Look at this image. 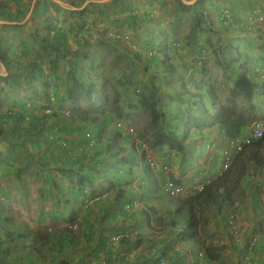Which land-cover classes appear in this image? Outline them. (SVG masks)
Instances as JSON below:
<instances>
[{
    "label": "trees",
    "instance_id": "16d2710c",
    "mask_svg": "<svg viewBox=\"0 0 264 264\" xmlns=\"http://www.w3.org/2000/svg\"><path fill=\"white\" fill-rule=\"evenodd\" d=\"M138 0H132V4L136 5ZM223 1V0H220ZM13 2L17 5V12L14 17H12L10 8L8 7L7 0H0V20L13 22L18 21L26 14V11L23 8H28V4L22 3V0H13ZM45 2L53 3L49 0H36L34 3V7L31 11L32 19L41 14H44L47 10V4ZM112 2V1H110ZM157 2V0H154ZM152 2H146L143 4L151 5ZM45 4V6L43 5ZM162 1L158 2L161 5ZM206 0H197L191 6L185 7L183 9H189L196 12L194 26L197 31L193 28L189 31L187 36L188 42H193L197 45V42L202 44L203 38H205L204 34L208 30H211L212 25H221L223 27H229L233 29L240 28L239 24L233 20L234 15L231 14L230 9L225 6V8H221L218 5L208 6L206 4ZM56 5L60 12L65 14H74L75 12L66 10L61 7L59 4L53 3ZM28 5V6H27ZM182 6V3L179 2L178 7ZM107 4H96L95 10H93L92 14H97L100 18V22L105 24L104 19L108 14V10L103 9L107 7ZM132 6V5H131ZM43 7V9H41ZM208 8V10H207ZM209 8L213 10L212 14H205L206 10L209 12ZM123 10V9H122ZM129 10V15L125 20L129 19L131 23L127 22V27H131L132 22H147V20L151 16V12L144 10L143 13L135 12L134 10ZM126 11H124L125 13ZM83 13V12H82ZM116 14L115 12L111 13ZM129 16V17H128ZM87 18V17H86ZM83 18L81 22H76L75 25H70L69 30L72 32L73 39L75 37V42H79L81 44L80 38H84V34L86 36L91 35L90 27H89V19ZM58 19V17H57ZM55 20L54 23H43L42 26L37 27L38 31H34V35L36 40L38 41V46L40 50H42L43 54L53 55V57L49 60L48 68L50 72L53 73L55 78V86L53 85V89L55 94H49L44 89L40 92L35 91V98L31 99L27 104L26 98H19L14 101V104L10 110H6L5 115L0 114V125L6 124L8 120H11L16 123L15 127H19L17 123L26 124L22 129L23 135L36 134L38 136V140L40 138L42 140L49 141V143L56 144L59 154H64V158H67L66 153L64 151L69 147L68 137L71 136H81L85 141L89 142L90 147L100 146L103 148L104 152H100L97 154L102 155L101 157L106 160L112 162H118L123 164H129L126 166L128 168V172H133L132 165H135L133 162L129 161L130 156H134L135 151H142V154L146 152L147 149L144 147L145 143L138 138L137 135H133L132 132H128L124 126V117L123 114L113 115L112 111L105 110L103 105L108 97L105 94L104 88L99 87L94 83V77L96 74L93 73L101 69V64H95L92 60L93 53L89 50H83L78 47L77 50H72L68 46V38L65 35V32L57 31L56 26L60 24L58 20ZM117 19V18H116ZM114 18V22L116 21ZM104 20V21H103ZM211 24V25H210ZM206 25H209L206 27ZM117 31H115L116 35H120L122 33V28L124 26V22L121 24L116 23ZM159 28L161 27L160 23H157ZM237 26V27H236ZM6 27V26H5ZM19 27V26H18ZM39 30L44 32V35L39 33ZM162 34L166 37L165 41L168 39V36L163 31ZM111 39V42H114L116 45L119 44L125 49L128 48L127 45L122 44L119 39L108 38ZM17 43H19L20 53L18 57H27L29 56L30 50L27 46L25 39L17 38ZM161 40L158 39V42ZM205 41V40H204ZM176 41H172L168 44L174 50H178L179 48L173 46ZM205 41L206 49L200 48L198 51V63L194 72L201 73L206 77L205 72L208 70L205 65L206 62L210 60L216 61V68L218 71L225 73V68L227 66L224 64L225 62L220 59L217 55L216 48L217 46L212 45L210 42ZM10 44L0 37V63L6 68L7 74H9V68L11 61L9 59L10 53ZM152 45H147V49H149ZM205 46V45H204ZM82 47V44L80 45ZM85 48L90 47V45L84 46ZM212 49V56L207 58L205 50ZM147 58L150 59L149 55L151 54L149 50ZM63 56H68L69 60L64 61L63 63H59V61L63 58ZM42 57V54L38 53L37 58ZM46 58V59H47ZM146 58V61L149 60ZM156 62V66L158 68L163 69L164 76H173L175 80L179 78V82H173V78L169 77V80L172 82V86H170L174 98L173 100H179L183 105L190 106V108H195V113L187 115L184 114L186 112L182 111V115L179 118V122L176 123L175 127H169L164 130L161 123L158 122L156 118L159 113L163 114V109L161 107H156V100L153 97H147L145 94H139V102L143 107H145L152 116V124L154 127V131H152L151 137L149 139L150 148L157 149L161 147H168L170 149H182L185 145V141L183 138H180L176 134L177 129H182L183 133H188L193 127H199L204 123L215 124L220 122L225 125L226 136L230 138H235L240 135L241 131L248 128L253 120L257 118V110L255 103H252L248 100V97L253 94L252 85L249 79L245 76H241L234 82L233 87L231 89V93L236 94L241 97V101L244 103V108L239 110L238 112L233 110H224V113L220 110L218 113H214L212 115L210 112L214 109L216 111V105L219 101L217 97H212L210 99V103L207 100L208 98L205 96H201L199 93V86L201 84L204 85L206 80L203 79L197 83L194 81L193 77L185 78L182 77V72L178 70L175 66H172L170 62H161L157 56L151 57ZM21 60V59H18ZM28 59H26V62ZM160 61V62H159ZM87 64L86 71L83 74L80 70L81 63ZM205 62V63H204ZM42 63H36L32 65H25V68L31 67L34 68L32 78L34 79H42L44 82L43 87L47 86V71L46 67ZM67 69L66 74L62 76L60 70ZM193 76V74H191ZM190 77V76H189ZM45 79V80H44ZM162 79V77L160 78ZM2 81L7 82L10 80V76L7 75L6 78L2 79ZM63 81L62 89L65 91L63 95H61L57 90L58 81ZM181 82L189 83L193 86V92L190 90L183 88ZM68 84V87H64V84ZM160 81L157 83L155 90L159 93H162V85H159ZM207 86L211 88L210 85ZM216 84V83H215ZM159 85V86H158ZM206 85V83H205ZM158 86V87H157ZM1 91L4 90L3 85L0 84ZM211 89H209L208 93H211ZM197 91V92H196ZM80 92L83 99H86L87 105L92 108V112L90 114H83L81 111H78L76 107V99L75 93ZM212 96V95H211ZM155 100V101H154ZM40 102H44L45 105L40 109L42 114L40 117L35 115V110ZM188 108V107H187ZM213 108V109H212ZM174 110V108H173ZM247 112L248 115L239 112ZM101 112H103L101 114ZM159 112V113H158ZM188 112V111H187ZM226 114V115H225ZM164 115V114H163ZM165 116V115H164ZM102 118V119H101ZM120 125V126H118ZM123 125V126H122ZM0 126V136L3 138H9V134L5 137L3 130ZM19 129V128H18ZM20 130V129H19ZM17 136L21 133L18 131ZM21 136V135H20ZM68 138V139H67ZM72 141V139H71ZM87 144V145H88ZM67 145V146H66ZM71 145L73 143L71 142ZM49 146V145H48ZM82 147V146H81ZM53 150V147L46 149V151ZM144 151V152H143ZM85 159L80 158L79 156L76 159L71 161L69 166L77 165L81 166ZM149 160H145V163L141 165V172L139 180L141 182H149L150 186L145 184H140V198L130 204L123 205L125 209L131 210L133 208L136 209L135 213H132V218L140 219L143 222L150 223L151 231L160 232L152 234L148 232L145 235L143 230L137 229L136 234L124 236L123 234L116 235V241L113 239L112 243H119L120 246L125 247V251L121 249V251H117L116 256L118 255V260L120 259L121 263H125L127 261L128 254L130 253V248L133 246H141V252L146 258L155 259L156 264H161L170 259H174L175 261L185 260V262H181L180 264H192L191 259L193 257V264H199L198 262V254L200 252L191 253V245L192 247L199 248L201 250V258L205 264H217L218 262L223 260V255H221L222 250L225 248L224 246L219 245H208L205 246L200 238V228L203 222V219L199 216V209L205 210L209 207L214 208V215L218 217L219 222L214 223L215 230H224V236L228 237L231 240L230 247L235 249L238 243L236 242V237H240V241H244L246 247H248L249 252L252 254L262 255L264 260V219L259 222H255L251 227L244 229L243 226L235 227V222L233 221L234 215L238 212L241 207L238 204L235 205V195L234 189L238 186L239 180L242 179L245 174H248L250 171L259 169L264 167V136L258 141L252 142L249 145H245L240 153H238L233 160L231 166L222 174L219 178L212 181L210 184L205 185L201 192L196 193L195 196L191 197H178L171 195L169 193L162 192L159 183L156 179V174H154L153 168L149 164ZM250 164L248 170L245 169V166ZM47 166V165H45ZM63 168L65 171L67 169ZM99 165L96 167L98 169ZM103 168V167H101ZM117 172H121L122 168L115 167ZM69 172V170H66ZM262 174V171H259ZM10 174L9 172H5V175ZM92 176V174L90 173ZM50 178V177H49ZM47 182V181H46ZM82 192V189H80ZM260 202V201H259ZM255 217H257V213H255ZM4 219L3 216L0 215V221ZM162 230H169L168 236L164 238L162 234ZM226 234V236H225ZM62 239H60L59 247L60 253L63 250L62 243L64 240L71 241L72 237L69 234H66ZM123 235V236H122ZM256 235H259L255 237ZM134 236V237H133ZM157 236V238H155ZM17 237L20 241V248L9 251V244H11L12 239ZM152 237V238H149ZM164 238V239H163ZM112 239V238H111ZM119 241V242H118ZM129 242L130 244L126 243ZM72 243V242H71ZM126 243V245H124ZM159 243L162 246L161 251H158L154 257H149L150 251H144L143 247L157 248L155 245ZM144 245V246H143ZM180 245V248H178ZM143 246V247H142ZM47 248L48 252H54L55 249L48 248V239L44 236L38 237L37 234L29 231V230H18L14 231L12 227H1L0 229V264H37L43 253L44 248ZM185 248L188 249V254L191 259H187V256H184ZM110 248L107 247V240L103 241L101 244V250L106 251ZM112 250V249H111ZM187 251V250H186ZM58 252V251H57ZM129 252V253H128ZM243 252V251H242ZM240 253V256H243V253ZM123 253V258H120L119 255ZM193 254V256L191 255ZM245 254V253H244ZM95 259L99 256V252L93 253ZM5 257V259H2ZM18 259V263H15L14 259ZM117 259V258H116ZM128 259H130L128 257ZM192 259V260H193ZM131 261V260H130ZM128 260L127 264H138L135 261L130 262ZM51 264H89L85 263V260L79 258V261H74L67 255H61L60 258L51 259ZM176 263V262H175ZM102 264H106L103 261ZM141 264H146L141 261Z\"/></svg>",
    "mask_w": 264,
    "mask_h": 264
},
{
    "label": "rangeland",
    "instance_id": "374dc122",
    "mask_svg": "<svg viewBox=\"0 0 264 264\" xmlns=\"http://www.w3.org/2000/svg\"><path fill=\"white\" fill-rule=\"evenodd\" d=\"M34 1V2H33ZM53 3L57 0H49ZM59 4L66 10H70L75 12L74 14H65L60 12L56 5L53 3L45 2L47 4V10L44 14H41L32 19L31 11L34 7V3L36 0H22V3L28 4V8H23L27 14L30 13L29 18L22 17L16 22V24L9 25H0V37L6 40L11 46H14V43H17V38L25 39L27 46L30 50V54L28 56L27 63L29 65H34L36 63H42L46 67L47 71V86L43 87L44 82L42 79H34L32 78V74L34 68L32 66L25 68L22 67V70L17 72H11L7 74L10 76V80L7 82L1 81V85H3L4 89L9 90L8 92L16 94H21L27 100V104H30V100L35 98V91L40 92L43 89L47 91L49 94H55L53 89V85L55 86V78L53 73L50 72L48 68L49 60L53 57V55L43 54L42 50H40L38 46V41L35 36L33 37L34 31H38L37 27L43 25V23H54L58 17V21L60 24L56 26L57 31L65 32V35L68 38V46L72 50H77L78 47L80 49L89 50L93 53L92 60L95 64H101V69L94 72L96 77H94V83L99 87L102 86L105 90V94L108 97L101 104L105 108V110L112 111L113 115H119L120 113L126 117L124 119V126L128 132L132 131L133 135H137L138 138L145 143V147L147 149V155L145 157L146 152L142 154V151H135V154H138L140 157L142 164L145 163V160H149L150 166L154 170V174L158 177V181L160 182L159 177H163L165 182L162 185V192H169L168 188H166L165 183H182L183 185H190L191 183H195V186L202 187L207 185L208 182H212L219 178L222 174L225 173L226 170H222V157L220 156V160L217 163H220L219 171H214L212 166L207 161H211V154L204 160V163H191L188 166V170L185 173L181 171L179 168V163L183 159L186 158L185 145L182 149H170L168 147L165 148H157L151 149L149 139L151 137L152 131H154V127L152 124V116L143 105L140 104L138 98L139 94L143 93L147 97H153L156 100V107H162L160 101L169 102V94L167 92L159 93L155 90L157 82L161 79V85L164 90L168 91L170 86H172V82L169 80L175 77L173 76H164L163 69L158 68L157 64L151 58L154 55H158V58L161 62H167L169 58H173L174 53L169 43L172 41H176L173 46L180 48L181 44L186 41V37L193 28L195 31L196 28L194 26L195 21V13L193 10L189 9H180L178 7L179 0H159L162 1L161 5L155 3L154 0H138L136 5L132 4V0H60ZM112 1V2H110ZM154 2L151 5L143 4L146 2ZM9 2V8L14 9L11 5L13 0H7ZM12 2V3H10ZM43 3V5L45 6ZM96 4H108L107 7L103 8L108 10V14L104 19L105 24L101 23L100 18L97 14H92L91 12L95 10ZM27 5V6H28ZM132 5V6H131ZM154 5V6H153ZM149 6L151 7L149 9ZM43 9V7H41ZM123 9V10H122ZM132 9L135 12L143 13L144 10L153 13L150 18H154L153 20H147V24L145 22H132L131 27H127V22L131 23L127 18V15L130 16L129 10ZM131 10V11H132ZM124 11H126L124 13ZM83 12V13H82ZM112 12L115 16H112ZM128 16V17H129ZM87 17V18H86ZM83 18L89 19V27L91 29V35L84 34V38L81 37L79 41H81L82 47H80L79 42H75V37L73 39L72 32L69 30L70 25H75L76 22H81ZM114 18L116 21L114 22ZM26 19V20H25ZM103 20V21H104ZM7 22V21H6ZM124 22V26L122 28V32L126 33L128 38L131 40L133 44L132 47L128 50L125 47L115 44L111 42L109 37L110 33H115L117 31L116 23L121 24ZM12 23V22H10ZM157 23L161 24L162 28L157 26ZM6 26V27H5ZM19 26V27H18ZM165 32L168 36V39L165 41V36L162 32ZM41 35H44L42 30H39ZM200 34H207V37H210V31ZM126 36V35H125ZM160 39V44L157 46L155 42ZM153 40L155 41L153 43ZM147 41L150 43L147 44ZM159 43V42H157ZM152 45L149 49L150 52L155 53L154 55H149L148 62L146 58L148 56V51L143 54V51H146L144 48L147 45ZM90 45V47L85 48L84 46ZM155 45V46H154ZM157 46V47H156ZM184 46V45H182ZM217 46V43H216ZM148 48V47H147ZM163 50H165L164 56L162 55ZM211 53L212 49L210 50ZM42 54V57L37 58V54ZM19 54V53H18ZM218 55V52H217ZM47 58V59H46ZM221 59V56H220ZM68 56H63V58L59 61V63H63L64 61H68ZM159 61V62H160ZM19 63V60H17ZM21 62V61H20ZM205 63V62H204ZM20 64V63H19ZM27 64V65H28ZM217 64L216 61L210 60L206 62L205 65L208 69L205 74L206 77L212 78V83L218 80V74L220 73L218 69L215 67ZM87 64L81 63V72L84 74L86 71ZM25 71V72H24ZM67 69L60 70L62 76L66 74ZM6 73V71H5ZM187 74V67L184 72ZM203 77L204 76L203 73ZM1 78V77H0ZM156 81H155V80ZM13 82V84H10ZM63 81H58V92L63 95L65 91L62 89ZM9 84V86H8ZM15 84V85H14ZM182 87L185 88V83L181 82ZM216 85V84H215ZM69 85L66 83L64 87H68ZM195 91V89H194ZM172 93L171 89L169 90ZM1 97H4V94L1 93ZM219 97V96H218ZM76 99V107L78 111H81V115L90 114L92 108L87 105L86 99L84 100L80 92L75 93ZM154 100V101H155ZM177 103H180L179 100H176ZM220 105V102H217V105ZM45 105L44 102H40L35 110V115L40 117L42 114L41 108ZM176 108V106H174ZM179 108H177V111ZM103 112H101L102 114ZM159 113V112H158ZM164 114V113H163ZM159 113L157 115L158 122L162 124L164 130L168 129V125L170 123V119L167 120L168 117L176 116L175 114H170L168 117ZM102 119V118H101ZM13 121H11L12 123ZM189 133L186 137H190ZM91 145V144H90ZM88 145V146H90ZM67 146V145H66ZM10 147L7 143H4L3 139L0 138V155L10 156V154L6 153L7 148ZM68 148V147H67ZM90 151H92L91 147H88ZM89 149L80 150V154H87ZM165 150V151H164ZM160 155H167L164 157L165 159H161ZM189 157L191 155H188ZM234 156V155H233ZM30 157L24 156V158L19 157L17 161L18 166H22L21 169H18V173L14 175L9 174V176L4 177L0 182V190L2 193L0 194V212L6 216V219L0 221V229L1 227H12L14 231L18 230H29L38 237L44 236L48 239V248L55 249L54 252H48L45 247L39 262L37 264H51V259L60 258L61 255H67L72 258L74 261H79V258L85 260V263L89 264H102L103 261L106 264H115L117 251L113 252V250L108 249L103 251L101 249L98 250V246L95 244V239H100L98 235H94L93 239H91V244H84L83 240L78 236L79 235V227L78 222L76 223L77 228L73 230V223L77 221L75 217L72 219V215L63 216V218L59 216L57 219V215L51 214L49 212L51 206L54 204L57 207V210L63 208V206L57 205L54 200L51 202L50 198L44 194L39 197L38 187L41 185V182H37L35 179L27 180V175H32L35 177L39 173L38 167L32 162V165L25 166L26 162L33 161L34 159H29ZM217 157H215V160ZM188 159V158H187ZM194 160V158H192ZM28 160V161H27ZM197 160V159H196ZM161 162V164H160ZM206 163V164H205ZM127 164V163H126ZM141 164V165H142ZM129 165V164H127ZM136 166V167H135ZM138 165H132L134 167L133 172H130L129 175H133L134 179L138 178V173L141 172V168H137ZM201 167V172L196 174L197 169ZM250 164L245 166V169L248 170ZM55 168H51V172L55 171L56 173H51L52 180L50 186L53 188V192L50 193L52 196L57 192L58 179L59 174ZM187 169V168H186ZM199 170V171H200ZM262 171V174L259 173ZM133 173V174H132ZM218 174V175H217ZM188 179V181H183L182 179ZM41 183V184H40ZM77 183V181H76ZM74 184L73 181L68 180V185ZM161 184V183H160ZM238 184L240 186L234 189L235 199L234 201L241 207V209L235 213L233 221L236 223L235 227L238 226H246L249 228L255 222H259L264 219V167L259 169H255L250 171L248 174L239 180ZM193 187H186L187 190H191ZM7 191V192H6ZM61 197H67L68 194L63 191L59 193ZM179 197V196H178ZM260 201V202H259ZM199 216L203 219L205 224H202L200 228V238L202 243L205 246L208 245H219L224 246L225 248L222 250L221 255H223V260L218 262L217 264H264V260L262 255L252 254L249 252L248 247L244 244V241H240V237L235 235L236 242L238 245L235 249L230 247L231 240L228 237L224 236V230H215L214 223L219 222L218 217H215L214 208L209 207L205 210L199 209ZM212 211V212H211ZM255 213H257V217H255ZM103 235H108L106 230H101ZM63 233L69 234L72 237L71 241L64 240L62 243L63 250L60 253L59 242L60 239L63 238ZM136 234V230H129V234ZM120 234V233H118ZM132 234V235H133ZM168 236L167 232L164 233V237ZM226 236V234H225ZM259 235H256L257 237ZM104 236H102L103 238ZM134 237V236H133ZM72 242V243H71ZM130 244L129 242H126ZM126 243L124 245H126ZM9 251L20 248V241L17 237L12 239L11 244H9ZM180 248V245L179 247ZM141 246H133L130 248V253L128 257L131 261H135V263L141 264L143 261L146 264H156L155 259L146 258L141 252ZM181 249V248H180ZM184 256H187V259H191L188 254V249L185 248ZM58 251V252H57ZM125 251V250H124ZM243 251V252H242ZM99 252V256L95 259L93 253ZM201 253V250L199 249ZM243 253V256H240V253ZM245 253V254H244ZM201 257V256H200ZM5 259V257H2ZM202 259V258H201ZM15 263H18V259H14ZM192 261V259H191ZM176 262V263H175ZM181 262H185V260L175 261L174 259H170L165 261L166 264H180ZM195 262V261H194ZM199 264H205L202 260H200Z\"/></svg>",
    "mask_w": 264,
    "mask_h": 264
},
{
    "label": "crops",
    "instance_id": "0c3cea01",
    "mask_svg": "<svg viewBox=\"0 0 264 264\" xmlns=\"http://www.w3.org/2000/svg\"><path fill=\"white\" fill-rule=\"evenodd\" d=\"M196 1L197 0H179V2L182 3V6L179 5V8L182 9L183 6L188 8V6H191ZM206 2L209 7L213 6L214 4L218 5V7L220 6L221 8H225V6H227L230 9L229 11H231V14L234 15V18L239 24L240 28L235 30L233 28L223 27L218 24L216 30L210 34V37H207V34H205L202 44L197 42V45L194 44V40L193 42H188L186 37V41L181 44V46L184 45L182 46L181 50L176 51L172 49L174 53L173 57L181 59L185 63L188 70L187 75L184 77L189 79L193 77L194 81L199 83L203 79V75L201 73L194 72V70L198 68L197 53L200 48L201 50L206 49L205 41H208L215 46L217 43L216 51H218V56H221V60L225 62L224 64L227 66L225 69L227 70H225V73L220 71L216 85H212L211 87V93H208L209 89H211L207 87L210 84V80L208 78H204L206 80V85L204 83V85L201 84V87L199 86V93L202 94V97H207L209 103L212 97H217V95L219 96V98L217 97L220 102L219 107L216 108V111H214L212 108L213 110L210 113L214 115V113H218L220 110L224 113L225 110L227 114V110L238 112L244 108V103L241 101V97L231 93V89L234 82L237 81L240 76H245L249 79L252 85L253 94L248 97V100L252 103H255L256 105V119L264 121V0H206ZM55 3H61V1L57 0ZM11 6L14 9L10 8V12L12 17H14L18 8L14 2ZM150 8L151 7L149 6V9ZM207 13L212 14L213 10L209 8V12ZM29 15L30 13H26L24 17L28 19ZM252 20L257 21L258 23L257 25H254L252 29H249L245 25H250ZM147 23L148 22H146V24ZM9 24H16V22L10 23L0 20V25ZM154 42L155 41L153 40V43ZM148 43H150V41H147V44ZM155 44H157V42H155ZM18 45L19 43H14V46H9V59L11 61L10 65L8 66L9 74L11 72L22 70V67L28 64L26 62V59H28L27 57H18V53H20V48ZM144 49H147V47L145 46ZM205 53L207 58L212 56L209 49L205 50ZM18 59H21L19 60L20 64L17 62ZM5 71L6 68L0 63V77L2 79L7 77V72L5 73ZM191 74H193V76H191ZM1 78L0 84L2 81ZM159 81L161 82V79ZM10 84H13V82ZM160 84L161 83H159V85ZM185 88L190 90V92H193L194 90L193 86L189 83H185ZM8 91L9 90L7 89H4L3 91L0 89L1 115H5L6 110H10V108L15 105L14 101L19 98H24L21 95L22 92L21 94L14 95ZM1 93L4 94L3 98L1 97ZM176 104L180 106V103L176 102ZM178 106L175 108L176 113L182 112V110L186 112L184 114L187 115L195 113V108L193 107L190 108V106L184 105L182 109ZM177 108H179L178 111ZM239 113H243L244 116L248 115L247 112L240 111ZM181 115L182 114L171 116L168 127H175L176 123L180 121L179 118ZM15 125L16 123H11V120H8L6 124H3V126L0 125L2 126L1 129L3 130L5 137H7L9 134V138L5 139L2 136H0V138L3 139L4 143H7L10 146L6 150V153L10 154V156H6L5 154L0 155V182L4 177L9 176V174L5 175V172H9L12 173L11 175H14L13 172L16 174L18 173V169L22 168V166L17 165L19 157L24 158V156H27L30 157V160L34 159L31 161V163L27 160L28 162H26L25 166H30L32 165V162L34 163L35 161L34 164L40 171L37 175H35V177L30 174L27 175L26 179H35L37 182L42 183H40L41 185L38 187L39 197L46 194L52 203L55 200L58 207L63 206V208L57 210V207L53 204L49 210L51 214H54V216L58 214L61 218H63V216H68L67 213L69 212V215H72V219L75 217L77 221H75L73 224L76 225L78 222V236L83 240L84 244H91V239H93V236L96 234L100 238L98 240H94L95 244L98 246V250L101 249L102 242L107 240V247L115 252L116 250L121 251V249H125V247L120 246L117 242L115 244L112 243L113 238L116 235H119L118 233L123 234L124 236H129L130 229L134 231L136 230V232L137 229H140L145 232V235L150 232L153 236L154 233L158 234L161 232H153L151 231L150 223L143 222L140 219L137 220L132 218V213L136 212L135 208L127 210L123 206L125 204H130L131 202H134L140 198V184L148 185V187L150 186L149 182L144 183L139 180V173V176L136 180L134 179L133 175H129L130 172H128V168H126V166H128L127 164L106 160L105 158L101 157L102 155L97 156L98 153L102 151L104 152L101 145L97 147H91L94 149L90 151L88 148L90 147L88 146L89 142L85 141L83 138H81V136L76 135L68 137L69 139L67 138L68 144L70 146L64 151V153L67 155V158H64V154H59L58 152V150L62 149L56 148L57 143H49V141L42 140L41 138L38 140V136L36 135L38 132L36 134H32V136L29 134L23 135L22 129L26 124L17 123L19 127H15ZM224 127L225 125L220 122L215 124H210L207 122L199 126L201 129L190 131V137H186V133L183 135L186 147V158L179 163V168L181 171L185 170L184 172L186 173L189 169L188 166L193 162L200 164L204 163V160H206L210 154L213 157H211V161H207L206 163L212 166L211 170L214 168V171H220V163L217 162L220 160L221 152L229 147L228 144L229 140L231 139L230 137L226 136V130ZM179 130L180 129L176 131ZM17 131L21 133L18 136L17 133H15ZM248 131L249 127L242 130L238 136L245 137L247 136ZM176 133L178 136L183 134L181 133L180 135L179 132ZM71 142L73 145H71ZM207 144L211 147L208 151L205 149ZM50 146L53 147V150L46 151V149L50 148ZM162 148L165 147H161V149ZM83 149H89L88 153L80 154V150ZM188 155L191 156L189 157ZM78 156L82 159H85L82 165H77L78 167H76V165L73 167L69 166L71 161H74ZM166 156L167 155H160V158L163 160ZM215 157H217V160H215ZM192 158H194V160ZM129 161L133 162L135 165H138L137 168H141L142 162L140 157H138V154L130 156ZM98 165L99 167L97 169L96 167ZM66 166H68L66 170H69V172L63 170V168H66ZM115 167L122 168V171L117 172ZM51 168H55L54 170H56L58 172L57 174H59L58 185H56V197L53 194L52 196L50 195V193L53 192V188L50 186V184H52L51 173H56L55 171L51 172ZM132 169L134 170V167H132ZM200 169L201 167L197 169L196 174L201 172ZM156 179L160 185V188L162 189L165 179L162 176L159 177L160 182L158 181L157 176ZM68 180L73 181L74 184L68 185ZM182 180L188 181V179L185 178ZM80 189H82V192ZM63 191L68 194L67 197H61L59 193H62ZM1 193L2 191L0 190V194ZM0 215L6 219V216L3 215L2 212H0ZM57 219H59V216ZM251 226L252 225L249 227ZM244 229H247V227L244 226ZM101 230H106L108 235H103ZM165 232L168 234L169 230H162L161 235L163 237ZM63 235L67 236L66 233H63ZM102 236L104 237L102 238ZM155 238H157V236ZM161 246V244L157 243L155 245L157 248L153 249L150 247H143V249H145L144 251L146 252L152 250V252L149 253V257H154L158 251L162 250V248H160ZM189 247H191V253L192 251L193 253L199 252V248H194L191 245H189ZM155 249H158V251ZM191 255L193 256V254ZM198 255H200V253ZM123 256V253L119 255L120 258H123ZM116 258L117 259L114 262L115 264H127L128 260L130 261V259L127 257V261H125V263H121L120 259L118 260V255ZM200 259L201 257L198 256L197 263L200 262ZM192 261L194 262V259Z\"/></svg>",
    "mask_w": 264,
    "mask_h": 264
},
{
    "label": "clouds",
    "instance_id": "9594fccd",
    "mask_svg": "<svg viewBox=\"0 0 264 264\" xmlns=\"http://www.w3.org/2000/svg\"><path fill=\"white\" fill-rule=\"evenodd\" d=\"M158 2H160L159 0H157V2H155V3H158ZM154 6V5H153ZM208 11H206V13L205 14H208L207 13ZM151 16H152V14H151ZM154 18H149L148 20H153ZM233 20H235V18L233 19ZM236 21V20H235ZM257 21H255V20H252L251 21V23H250V25L249 24H247V25H245V26H247V28H249V29H252L253 27H254V25H257ZM211 25V24H210ZM207 26H209V25H206V27ZM237 27V26H236ZM216 28H217V26H215V25H212L211 26V30H208L207 32H209L210 31V33H212L214 30H216ZM158 42V41H157ZM160 43V42H159ZM159 43H157V46H158V44ZM156 46V47H157ZM128 50L130 49V48H127ZM170 49H173V48H171L170 47ZM182 49V46L178 49V50H181ZM145 50H147V49H145ZM150 52V51H149ZM165 52V50H163V52H162V55L164 56V54H166V53H164ZM218 52V51H217ZM143 54H145V51H143L142 52ZM151 54L150 55H154L155 53H152V51L150 52ZM154 56H157L158 57V55H154ZM166 56H167V54H166ZM167 58H169L168 59V62H170L171 64H172V66H175L178 70H180L181 72H182V77H184L185 75H187V74H185L184 72H185V70H186V65H185V63L181 60V59H178V58H176V57H173V58H171V57H167ZM148 59V58H147ZM160 60V59H159ZM154 61V60H153ZM155 63L157 62V61H154ZM198 66V65H197ZM188 70V69H187ZM188 74H189V72H188ZM241 77V76H240ZM239 77V78H240ZM206 78H208L209 80H210V83L212 82V78L211 77H206ZM179 78H177L176 80H173V82H175V83H178L179 81ZM218 80H216L214 83H212L211 85H210V87H212V85H215V83L217 82ZM161 85V84H160ZM182 85V84H181ZM159 86V85H158ZM157 86V87H158ZM161 92H167V93H169V94H172V95H169V102H165V101H160V103L162 104V109H163V113L168 117L171 113L172 114H175V115H178V114H182V112H179V113H176L175 112V108H174V106H178L177 104H176V102L173 100L174 98H172V96H173V93H170L169 92V90L168 91H166V90H164V88L162 87V90H161ZM215 97V96H214ZM217 97H218V95H217ZM219 98V97H218ZM219 102V101H218ZM183 104L182 103H180V106H178V107H180V108H182L183 109ZM219 107V104L218 105H216V108H218ZM173 108H174V110H173ZM183 111V110H182ZM165 117V116H164ZM167 119H170V117H168ZM256 121H261V122H264V121H262V120H253V122L251 123V125L254 123V122H256ZM203 125V124H202ZM251 125L249 126V131H248V134H247V136L249 135V133H250V127H251ZM201 126V125H200ZM195 129H201V128H199V127H193L190 131H192V130H195ZM178 130V129H177ZM190 131L188 132V133H186L187 135L190 133ZM130 132V131H129ZM176 132H179L180 133V135H181V133H183V130L182 129H180L179 131H176ZM177 134V133H176ZM184 133L181 135V136H178V137H180V138H183L184 136ZM247 136H245V137H239V136H237V137H235V138H231L230 140H229V147L226 149V150H223L222 152H221V154H220V156L222 157V162H221V164H222V166L224 165V158H223V153L226 151L229 155H230V157H231V164L233 163V160H234V157L238 154V153H240V152H236L235 150H233L232 148H231V144H230V142H231V140H233V139H239L240 141H243ZM186 138V137H185ZM261 139V138H260ZM258 141V140H257ZM255 142V141H254ZM144 147H145V145H144ZM244 147V146H243ZM146 148V147H145ZM211 147H210V145H206L205 146V149H206V151H208L209 149H210ZM243 149V148H242ZM234 155V156H233ZM231 164L228 166V168L231 166ZM227 168V169H228ZM220 170H221V167H220ZM220 172V171H219ZM211 182H209L208 184H210ZM168 184H170V183H165V185H166V188H167V185ZM171 184H173V185H179V186H183V187H193V186H195V183H191L190 185H183L182 183H174V182H171ZM207 184V185H208ZM205 186V185H204ZM204 186H203V188H204ZM198 192H201V191H198ZM198 192H195L194 193V195L193 196H195L196 195V193H198ZM166 193H169V192H166ZM170 194V193H169ZM172 195V194H171ZM174 196H177V195H174ZM193 196H191V197H193ZM179 197H181V196H179ZM199 256H201V254L199 255ZM192 264H193V261L191 262Z\"/></svg>",
    "mask_w": 264,
    "mask_h": 264
},
{
    "label": "built area",
    "instance_id": "2783aa9c",
    "mask_svg": "<svg viewBox=\"0 0 264 264\" xmlns=\"http://www.w3.org/2000/svg\"><path fill=\"white\" fill-rule=\"evenodd\" d=\"M109 37L119 39L122 42V44L127 45L128 48H131L133 45L131 43V40L128 38L127 34L124 32H122L120 35H116L115 33H113V34L110 33ZM118 126H120V125H118ZM130 132H132V131H130ZM263 136H264V122L256 121L251 125L250 133L243 141H240L239 139L231 140V142H230L231 148L233 150H235L236 152H240L242 150L243 146L249 145L252 142L259 140ZM223 158H224V165L222 166V170H226L228 168V166L231 164V157L225 151L223 153ZM167 188H168L170 194L181 196L183 198L193 196L195 192L203 190V186L202 187L193 186V189L187 190L188 193H186V190H185L186 187L179 186V185H173L171 183L167 185ZM72 228L74 230L75 228H77V225H73ZM113 239L116 241L117 238L114 237ZM161 264H166V263L162 262Z\"/></svg>",
    "mask_w": 264,
    "mask_h": 264
}]
</instances>
